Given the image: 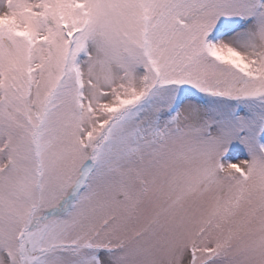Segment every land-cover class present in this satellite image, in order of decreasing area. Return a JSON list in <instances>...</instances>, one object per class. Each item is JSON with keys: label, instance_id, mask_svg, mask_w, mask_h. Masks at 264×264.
<instances>
[{"label": "rangeland", "instance_id": "1", "mask_svg": "<svg viewBox=\"0 0 264 264\" xmlns=\"http://www.w3.org/2000/svg\"><path fill=\"white\" fill-rule=\"evenodd\" d=\"M0 264H264V0H0Z\"/></svg>", "mask_w": 264, "mask_h": 264}]
</instances>
